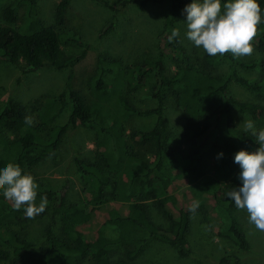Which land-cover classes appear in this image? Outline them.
<instances>
[{
    "label": "trees",
    "instance_id": "1",
    "mask_svg": "<svg viewBox=\"0 0 264 264\" xmlns=\"http://www.w3.org/2000/svg\"><path fill=\"white\" fill-rule=\"evenodd\" d=\"M101 1L116 10L108 0ZM154 1L157 0H124L123 4L145 6ZM170 2L159 35V54L137 64L121 56L98 54L94 71L85 82L88 94L73 82L74 68L86 57L88 46L79 31L68 24L71 0L58 1L52 23L39 14V0H10L0 8V60L20 66L24 73L47 65L70 69L64 93L44 97L31 110L12 97L0 103V164L16 163L23 172L30 173L43 160L56 158L68 129L79 125L94 132L98 146L92 159L73 158L88 202H68L64 195L59 197L57 190L33 177L38 186L36 200L44 195L48 201L39 215L58 214L61 221L58 227L52 223L41 240L15 227L27 217L0 195V261L138 264L153 241L168 244L180 256L190 257L193 215L201 217L200 223L207 221L219 236L249 248L227 193L240 184V169L233 162V154L257 147L255 140L237 129L234 111L264 125V63L233 58L230 53H205L197 60H179L185 47L177 23L190 0ZM258 3L261 22L251 43L264 52V0ZM113 18L103 35L115 28L117 15ZM173 28L179 34L169 41ZM167 57L175 61L173 74L168 73ZM225 62L229 71L223 74L219 68ZM239 67H259L262 77L251 82L239 73ZM152 75L156 81L150 96L156 105L139 107L130 95ZM233 82L255 92L263 101L236 98L231 92ZM169 102L182 114L183 124L176 132L169 127L166 116ZM68 105V122L59 124L58 118ZM136 115L153 116L155 122L150 129L130 130L126 122ZM25 117L32 123L26 124ZM173 140L186 149L182 152ZM221 151L223 156L217 158ZM179 180L188 184L180 196L174 192L180 187ZM193 202L199 206L190 212ZM89 204L105 206L102 225L113 226V236L100 233L99 227L95 233L88 230L93 218L92 211H86Z\"/></svg>",
    "mask_w": 264,
    "mask_h": 264
},
{
    "label": "rangeland",
    "instance_id": "2",
    "mask_svg": "<svg viewBox=\"0 0 264 264\" xmlns=\"http://www.w3.org/2000/svg\"><path fill=\"white\" fill-rule=\"evenodd\" d=\"M10 0H0V8ZM59 0H39L38 11L41 17L52 23L55 15V8ZM115 9L110 8L101 0H71L68 10V24L75 27L81 34L82 40L88 46L87 55L74 68L73 82L78 89L88 94L85 82L93 73L96 66L98 54L105 53L123 57L126 62L142 61L147 56H157L160 52L159 35L164 27L166 16L170 9V0H157L143 5L127 4L124 0H108ZM184 8V7H183ZM117 15V23L113 30L103 35L102 32ZM23 19V18H22ZM185 15L182 13L178 19V28L181 35L185 53L179 60L190 58L197 60L205 54L201 48L185 38ZM251 55L240 58L245 61H258L264 63V52L252 44ZM75 50V48L73 49ZM166 65L169 74L175 71V61L172 57L166 58ZM220 73L229 71V64L223 63ZM239 73L251 82L261 79L263 71L261 68L244 69L239 67ZM70 75V69H56L52 66H45L35 71L24 73L22 68L0 60V103L9 97L23 103L30 110L41 103L44 97L49 95H61L65 91V84ZM154 75L150 76L145 85L140 86L135 93L130 95L131 101L139 107H153L156 100L150 96L155 85ZM231 92L236 98L242 101H263L258 95L245 88L243 85L233 82ZM264 102V101H263ZM166 111L169 127L178 131L183 124L182 114L175 110L170 102ZM238 130L243 131V119H252L250 116L234 111ZM69 119V105L58 118L59 124H65ZM253 120V119H252ZM254 121V120H253ZM155 122V117L133 116L126 126L130 130L150 129ZM255 122V121H254ZM257 130L264 128L255 122ZM251 140H255L246 133ZM173 140L177 148L186 149L182 143ZM98 146L95 143V134L92 130L79 125L76 129L69 128L65 134L61 147L56 158H47L37 164L30 174L39 179L46 187L57 190L58 196H65L68 202H88L84 193L85 186L77 172L73 158L80 156L92 159ZM180 187L174 191L181 195L183 188L188 184L185 180H179ZM58 197V198H59ZM39 203L38 200H36ZM94 208V209H93ZM105 206L88 205L86 211H92V222L88 230L92 233L100 232L113 236L116 229L111 225H102L103 211ZM236 213L245 230L249 244L248 249L237 246L229 238L219 236L211 228L207 221L200 223L201 217L193 215V225L189 233V243L193 254L190 257L180 256L170 245L160 241H153L143 255L138 259V264H264V231L255 228L247 219V212L237 209ZM56 222L60 226V217L48 213L36 215L15 224L18 230L28 234L30 238L41 240L47 228ZM99 227V228H98ZM98 228V231H97ZM234 257L237 260H234ZM229 258L231 261H224ZM235 262V263H234ZM0 264H11L8 260L0 261Z\"/></svg>",
    "mask_w": 264,
    "mask_h": 264
},
{
    "label": "clouds",
    "instance_id": "3",
    "mask_svg": "<svg viewBox=\"0 0 264 264\" xmlns=\"http://www.w3.org/2000/svg\"><path fill=\"white\" fill-rule=\"evenodd\" d=\"M182 13L185 15V38L208 56L251 55V41L261 22L258 0H190ZM178 34L173 28L168 40L172 41ZM25 123L32 121L25 117ZM243 131L255 138L257 147L240 149L233 154V162L240 169V184L227 196L237 209L247 212L249 223L264 231V128L257 130L252 119H243ZM222 156V151L217 153V158ZM37 187L33 176L23 172L18 164H0V195L12 202L14 210L22 209L27 218L43 213L48 203L44 195L40 196L38 204L35 202ZM198 206V202H193L189 211L194 212Z\"/></svg>",
    "mask_w": 264,
    "mask_h": 264
}]
</instances>
